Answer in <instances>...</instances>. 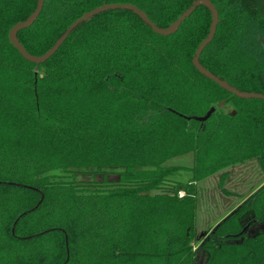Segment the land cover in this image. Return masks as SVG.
<instances>
[{"label":"trees","instance_id":"obj_1","mask_svg":"<svg viewBox=\"0 0 264 264\" xmlns=\"http://www.w3.org/2000/svg\"><path fill=\"white\" fill-rule=\"evenodd\" d=\"M193 1L43 0L16 38L40 56L103 4H132L167 28ZM210 1L218 21L199 63L264 94V0ZM36 4L0 0V264H198L199 251L203 264H264V226L246 232L264 224V183L191 245L195 182L252 158L264 173V99L239 98L192 63L209 9L168 35L105 10L37 64L8 40ZM186 154L191 166L170 163ZM180 170L190 182L171 178Z\"/></svg>","mask_w":264,"mask_h":264},{"label":"water","instance_id":"obj_2","mask_svg":"<svg viewBox=\"0 0 264 264\" xmlns=\"http://www.w3.org/2000/svg\"><path fill=\"white\" fill-rule=\"evenodd\" d=\"M42 5H43V0H37L36 8L26 18V20L20 21V22L14 24L8 32V40L11 43V45H13L18 50V52L21 54V56L24 59H26L30 62H33V63H37V64L42 63V62L46 61L49 57H51L56 52V50L60 47V45L63 43V41L67 38L69 33L76 26H78L82 22L90 19L94 15H96L100 12H103L105 10H109V9H128V10H131L136 15H138L144 22H146L152 28L153 31H155L156 33L161 34V35H168V34L173 33L178 28V26L192 13V11L197 6L204 5L209 9V11L211 13V23H210L209 32H208L207 36L200 42V44L196 48V51H195V54H194V57L192 60L194 67L202 75L211 79L212 81L217 83L219 86L230 91L232 94H234L235 96H237L239 98H243V99H250V98L264 99V94H262V93L244 92V91H240V90L234 88L233 86L229 85L226 81L221 80L219 77L212 74L210 71H208L206 68H204L199 63V56H200L202 50L205 48V46L212 40V38L215 34L216 25H217V21H218L217 10L210 0H195V1H193V3L174 22H172V24H170L167 28H159L158 26H156L140 9H138L136 6H134L132 4H128V3H126V4H120V3L103 4L101 6H98L94 9L84 13L81 17H79L78 19L73 21L67 27V29L64 31V33L55 41V43L44 54H42L40 56H34V55L29 54L23 48V46L19 43V41L16 38V33L19 30H21L23 28H27V27L32 25V23L35 21V19L39 15V13L42 9ZM214 110H215V107L213 106L204 115L194 116L193 119L197 120V121H205L214 112ZM229 214H227L226 216H228ZM223 219H221L219 222H221Z\"/></svg>","mask_w":264,"mask_h":264},{"label":"rangeland","instance_id":"obj_3","mask_svg":"<svg viewBox=\"0 0 264 264\" xmlns=\"http://www.w3.org/2000/svg\"><path fill=\"white\" fill-rule=\"evenodd\" d=\"M171 164H178V165H184V166H191L193 163V157L191 154H186L179 157H174L170 160ZM239 164V163H238ZM235 165L228 166L226 168L232 169L234 171ZM220 172V171H219ZM211 174L210 176L206 177L205 179H202L198 183V190H197V213L200 215L198 217V224L195 226V240H193L191 243L192 248H197V245L200 243V241L207 235V233L212 229L211 227L215 224V219L217 214V209L220 211L223 209V205H219L220 208H218V205L214 204L217 202L215 201V198L217 194L224 199L225 201L233 202L235 201V198L237 196H232V191H234V188H236V184H238V176L236 177V173L234 176L227 175L226 181L224 182V186L226 188L225 192L219 189L216 184H214V180H216V175ZM189 172L186 170H180L176 172L174 175H171V178L174 181L178 182H185V180L188 178ZM112 178H116V176H112ZM236 191V189H235ZM222 193L223 196H222ZM214 211V212H213ZM219 218V217H218ZM199 225V226H198ZM264 224H260L259 226H254L250 228L249 233H253L257 231L258 229L262 228ZM211 228V229H210ZM206 253L204 251H199L197 254V263L203 264L205 261Z\"/></svg>","mask_w":264,"mask_h":264},{"label":"crops","instance_id":"obj_4","mask_svg":"<svg viewBox=\"0 0 264 264\" xmlns=\"http://www.w3.org/2000/svg\"><path fill=\"white\" fill-rule=\"evenodd\" d=\"M232 168H235L234 171H232L231 168L230 169L225 168L222 171H228V175L230 177L231 175L234 176L235 173H236V177L238 176L239 182L238 184H236V188H234V191H232L233 192L232 196H237V198H235V201L230 202V201H225L224 199H222L223 197L221 198L217 194L215 198V201L217 200V202H215L214 204L218 205V208H220L219 205H223L225 207H223V209L220 211L217 209L215 213L217 214V216L216 218H214L215 224L211 228H213L221 219H223L227 214L233 211L243 200H245L250 194H252L255 190H257L264 183V173H262V171L260 170L258 162L256 161L255 158L239 163L235 165V167H232ZM222 171L216 172L218 174L216 175V180H214V184H216V186L223 191V190H226L224 186V182L226 181V179L224 180L223 185L220 187L219 179H220V174ZM187 172H189V175L187 176L188 178L185 180V182H190L192 173L190 171H187ZM199 181L195 182V185H196V224L200 222L198 221V217L200 215H198L197 213V190L199 186L198 185ZM223 194L224 193H222V196Z\"/></svg>","mask_w":264,"mask_h":264},{"label":"flooded vegetation","instance_id":"obj_5","mask_svg":"<svg viewBox=\"0 0 264 264\" xmlns=\"http://www.w3.org/2000/svg\"><path fill=\"white\" fill-rule=\"evenodd\" d=\"M238 206H239V205H238ZM251 227H254V226H251ZM251 227H250V228H251ZM250 228H247V229H246V232H247V233L250 232ZM206 236H207V235H206ZM206 236H205V237H206ZM205 237H204V238H205ZM204 238H203V239H204ZM203 239H202V240H203ZM202 240H201V241H202ZM201 241H200V243H201ZM200 243H199V244H200ZM199 244H198V245H199ZM198 245H197V247H198Z\"/></svg>","mask_w":264,"mask_h":264},{"label":"built area","instance_id":"obj_6","mask_svg":"<svg viewBox=\"0 0 264 264\" xmlns=\"http://www.w3.org/2000/svg\"><path fill=\"white\" fill-rule=\"evenodd\" d=\"M184 195V192L183 191H178V196L181 197Z\"/></svg>","mask_w":264,"mask_h":264}]
</instances>
